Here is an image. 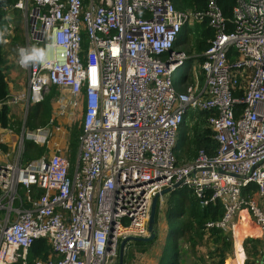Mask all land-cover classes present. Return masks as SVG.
<instances>
[{"label":"built area","instance_id":"obj_1","mask_svg":"<svg viewBox=\"0 0 264 264\" xmlns=\"http://www.w3.org/2000/svg\"><path fill=\"white\" fill-rule=\"evenodd\" d=\"M218 1L204 0L199 12L178 11L172 0H16L3 8L23 15L20 47L47 49L44 64L17 62L27 86L9 103L27 109L59 87L74 107L82 97L84 112L72 171L59 154L25 162L24 141L32 138L25 132L13 161L0 164V264H118L121 241L148 236L153 197L177 182L201 207L221 204L222 219L206 228L229 234L232 261L238 244L245 264L242 209L264 236V0H237L230 18ZM204 20L213 37L202 54L175 47L185 26ZM197 58L203 85L193 80L179 90L173 74ZM190 111L209 113L216 149L178 161V132ZM44 138L36 130V141ZM38 239L49 255L30 261ZM258 258L264 264V241Z\"/></svg>","mask_w":264,"mask_h":264},{"label":"trees","instance_id":"obj_2","mask_svg":"<svg viewBox=\"0 0 264 264\" xmlns=\"http://www.w3.org/2000/svg\"><path fill=\"white\" fill-rule=\"evenodd\" d=\"M15 2L16 0H0V30L6 26V23L2 20L5 12L3 8L6 7L11 9ZM236 2L237 0L218 1L219 7L225 17H231L232 8L235 6ZM172 4L176 10L182 12H199L205 10L204 0H172ZM189 34H192V46L186 51L189 56H191V54H202L208 48L210 40L213 37V31L208 28L207 22L204 20L200 23H195L192 28H184L178 41L175 43V47L180 50L183 49L182 46L187 43ZM86 45L87 44H84L83 47H86ZM196 60L198 63L202 62L201 58H197ZM189 62L192 63L193 61L190 60ZM7 71L8 67L6 65V60L0 47V103L5 101L8 96ZM200 76L201 80L199 83L200 86H202L203 75L201 74ZM38 107H41V110ZM39 112H41L39 124L42 125L43 115L49 116V97L44 99L41 103L29 108L26 127L31 129L36 125L33 123V118L37 117ZM6 115L7 109L3 106L0 110V124L2 127H7L8 120ZM208 116L209 113L204 111H190L184 116V120L179 128L182 134L178 136L174 149L178 161L194 159L200 149H204L208 155L214 154L216 144L213 140V133L207 126L206 121ZM191 121H195V123L190 127L189 124ZM81 133L82 129L79 135ZM24 144V156L27 157L28 144L26 141H24ZM253 191H255V186L252 185L244 189L243 194L252 193ZM170 195H178V200L175 206L173 208L170 207L165 213V221L167 224H172V230L169 232L170 241L161 251L158 264H194V259L195 261L197 260V263H202L207 258L212 261V264H232L230 258L227 259V253L229 252V234H224L219 228H206L208 222H218L222 219L223 208L221 204L216 202L201 207L198 200L186 187H180L170 193ZM158 209L159 207L157 206L155 226L158 223ZM156 240L157 236L152 242H149V246H146L143 242H133L132 244L137 248V251L135 250L137 253L144 254L152 248V244H154ZM210 241L213 243V246H215L213 250H208L204 258L203 256L197 258V248L203 247L205 242L210 243ZM255 241L256 240L252 238H248L244 242V249L247 257L245 264H257L258 262V252L254 246ZM128 243L124 251V264H126L127 258H132V254L127 252L132 244ZM48 255L49 246L44 239L35 240L28 251V258L30 261L35 259L45 260Z\"/></svg>","mask_w":264,"mask_h":264},{"label":"crops","instance_id":"obj_3","mask_svg":"<svg viewBox=\"0 0 264 264\" xmlns=\"http://www.w3.org/2000/svg\"><path fill=\"white\" fill-rule=\"evenodd\" d=\"M10 11L11 10L5 11L4 16L2 17V20L6 23V25L7 20H5L4 17H7V13ZM14 12H17L21 15V13L17 10L11 11L12 14ZM194 25L195 23L185 26L184 28H192ZM6 27L7 26L1 28V30L6 29ZM13 32H16V28H11V30H9V34H6L5 43H0V47L6 60V65L8 67V96L5 101L0 104V110L3 106L6 107V117L8 120L7 127H2L0 124V164L13 161L15 150L17 149L16 144L18 142V139L20 138V135L25 132L26 135L32 136V138L28 137L25 140L28 144L27 157L24 156L25 144L23 145V160L25 162L37 161L40 158L47 159L54 154H59L67 158L70 164V171H72V169L77 165V160L79 157V137L81 135H79V133L82 129V118L84 112L83 98L80 97L77 106L74 107L72 106L71 97L64 89L59 87H52L44 97V99L49 97V116L43 115V124L40 125L39 122L41 119V112H39L37 117L33 118V123L36 125L31 129L29 127H26L29 108L37 104L30 105L26 109L22 105H13L9 103V100L12 96H14L18 92L26 90L27 86V74L17 67L18 49L20 46L24 45L26 40L25 24L24 34L22 36H19L17 34L13 35ZM18 43L21 44L18 45ZM192 83L193 79L191 78V80L189 81L185 80L184 86L179 85L176 87L179 90L185 91L189 86H193ZM38 108H40L41 110V107ZM194 123L195 121H191L190 124L194 125ZM190 124L189 126H191ZM39 129H42L45 132V138L42 142H37L35 139L36 130ZM35 193V190L31 191L32 196H34ZM21 194H23V192H21ZM155 229L156 236L158 237L155 243L152 244V248L148 251V254L152 255V258L153 256L157 255L159 251V249L154 247L159 245L157 243H159L160 237L165 233L162 223L158 222L155 226ZM263 237V233L260 231V239ZM131 247L134 249V251H129L130 254H132V258H130L131 261L135 259L134 264H149V262H151L146 253L139 254L136 252L137 248L134 247L133 244ZM128 249H130V247ZM197 249L202 251L201 247H198ZM130 258L129 261H126V263L129 262L130 264Z\"/></svg>","mask_w":264,"mask_h":264},{"label":"rangeland","instance_id":"obj_4","mask_svg":"<svg viewBox=\"0 0 264 264\" xmlns=\"http://www.w3.org/2000/svg\"><path fill=\"white\" fill-rule=\"evenodd\" d=\"M11 11L7 13V17L9 19L8 22H10L12 24L13 28H17L16 32H13V35L17 34L19 36H22L24 34V19H23V15H22L21 12H20L21 15L19 13H17V12H14L12 14ZM178 39H179V37H178ZM20 44L18 43V45H20ZM32 46H34V45H32ZM191 46H192V34H189L188 35V41H187L186 44H184L182 46V48L185 51H187V50H189L191 48ZM183 49H181V50H183ZM194 67L196 69V72L192 75V73H193L192 69ZM184 74L187 75V77L185 78L186 81H189L192 78L193 80H197L198 84H200L199 82L201 80V76H200L201 73H200V70H199L198 61H193L192 63L188 61L183 68L178 69L177 72L173 74V80H174V83L176 84V86H179L181 84V80L184 77ZM181 134H182V131H179L178 132V136H181ZM177 200H178V195L177 196H174V195L172 196L170 194H167V195H165L162 198V203L158 204V207H159V209H158L159 210L158 211V222L163 224L165 233H164V235H162L160 237L159 243H157L159 245L154 247V248L159 249L157 255L153 256V258H152V255H149L148 251L146 252L147 257L151 261V262L148 261L149 264H157V261L159 259L158 258L159 254L161 253V251L163 250L165 245L170 241L169 232H171V230H172V224H167L166 223V221H165V213L170 207L173 208L175 206ZM237 221L239 223L240 234L243 236L244 242L249 236H251V238L253 240H256L254 242L255 243L254 246L256 247V251L258 252V248H261L263 246V241L264 240H263V238L260 239V230L254 225L251 213L246 208L242 209V211L238 215ZM223 233L225 234V232H223ZM228 239H229V252L227 253V255H228L227 259L230 258V260L232 261L231 257L233 258V254H232V252H233V250H232L233 249V240L230 237ZM132 243L133 242H129L128 244H132ZM145 244H146V246H149L150 243H145ZM216 245H219V244H216ZM214 247L215 246H213V243L211 241H210V243L209 242H205V245L203 247H201L202 251L197 249L196 257L199 258V256H203V258H204V256L206 255L207 251L208 250L212 251ZM130 250L134 251V249L132 247H130V249H128V252ZM243 259H244V255H243L242 259L236 258V261L238 262L237 264H242ZM233 260H234V258H233ZM126 261H129V258ZM196 261L194 259L193 263L194 264H212V261L210 259H208V258L205 259L204 262H202V263H197ZM234 262H235V260H234ZM234 262L232 264H234ZM126 264H129V262H127ZM130 264H132L131 258H130Z\"/></svg>","mask_w":264,"mask_h":264},{"label":"water","instance_id":"obj_5","mask_svg":"<svg viewBox=\"0 0 264 264\" xmlns=\"http://www.w3.org/2000/svg\"><path fill=\"white\" fill-rule=\"evenodd\" d=\"M180 187H181V182H177L172 187L163 189L162 191H160L153 197L150 214H149L148 226H147L148 236L144 238L132 237V236L124 238L119 245L118 264H124V251L126 249L125 247L128 242L149 243L155 239L156 237V230H155L156 208L158 204L160 203L161 199L165 195L172 193L173 191L177 190Z\"/></svg>","mask_w":264,"mask_h":264},{"label":"clouds","instance_id":"obj_6","mask_svg":"<svg viewBox=\"0 0 264 264\" xmlns=\"http://www.w3.org/2000/svg\"><path fill=\"white\" fill-rule=\"evenodd\" d=\"M7 29L0 30V43L6 42ZM19 59L18 64L22 68L44 64L47 61V49L38 46L20 47L18 49Z\"/></svg>","mask_w":264,"mask_h":264},{"label":"bare ground","instance_id":"obj_7","mask_svg":"<svg viewBox=\"0 0 264 264\" xmlns=\"http://www.w3.org/2000/svg\"><path fill=\"white\" fill-rule=\"evenodd\" d=\"M234 250H235L236 258L242 259L243 258V252H242L241 247L238 244H235Z\"/></svg>","mask_w":264,"mask_h":264}]
</instances>
